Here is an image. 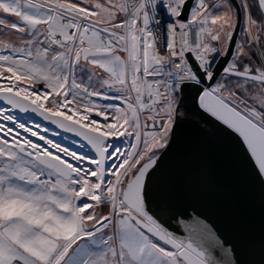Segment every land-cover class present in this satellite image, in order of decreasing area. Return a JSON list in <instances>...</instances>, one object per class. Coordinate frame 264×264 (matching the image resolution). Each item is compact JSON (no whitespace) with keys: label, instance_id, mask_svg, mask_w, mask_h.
<instances>
[{"label":"snow or ice","instance_id":"obj_1","mask_svg":"<svg viewBox=\"0 0 264 264\" xmlns=\"http://www.w3.org/2000/svg\"><path fill=\"white\" fill-rule=\"evenodd\" d=\"M189 95L264 186V0H0V264H242L152 202Z\"/></svg>","mask_w":264,"mask_h":264},{"label":"water","instance_id":"obj_2","mask_svg":"<svg viewBox=\"0 0 264 264\" xmlns=\"http://www.w3.org/2000/svg\"><path fill=\"white\" fill-rule=\"evenodd\" d=\"M171 147L152 180V202L195 208L236 247L242 264L264 259V186L240 139L189 95ZM68 135L71 138L70 134Z\"/></svg>","mask_w":264,"mask_h":264},{"label":"bare ground","instance_id":"obj_3","mask_svg":"<svg viewBox=\"0 0 264 264\" xmlns=\"http://www.w3.org/2000/svg\"><path fill=\"white\" fill-rule=\"evenodd\" d=\"M64 136H65V135L61 134L59 137H55L54 139L60 140L61 142H65V143L70 142V139H71V138H69V141H64V140H63V137H64Z\"/></svg>","mask_w":264,"mask_h":264},{"label":"rangeland","instance_id":"obj_4","mask_svg":"<svg viewBox=\"0 0 264 264\" xmlns=\"http://www.w3.org/2000/svg\"><path fill=\"white\" fill-rule=\"evenodd\" d=\"M13 39L15 38V37H12Z\"/></svg>","mask_w":264,"mask_h":264}]
</instances>
